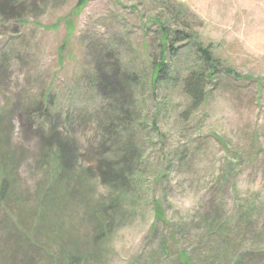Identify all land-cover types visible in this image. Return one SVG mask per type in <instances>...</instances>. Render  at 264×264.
<instances>
[{
	"label": "rangeland",
	"instance_id": "rangeland-1",
	"mask_svg": "<svg viewBox=\"0 0 264 264\" xmlns=\"http://www.w3.org/2000/svg\"><path fill=\"white\" fill-rule=\"evenodd\" d=\"M77 2L0 0V264H264V0ZM103 75L132 146L92 133Z\"/></svg>",
	"mask_w": 264,
	"mask_h": 264
},
{
	"label": "trees",
	"instance_id": "trees-1",
	"mask_svg": "<svg viewBox=\"0 0 264 264\" xmlns=\"http://www.w3.org/2000/svg\"><path fill=\"white\" fill-rule=\"evenodd\" d=\"M88 0H78L77 2V6H76V11L79 12V10L83 9L84 6L86 5ZM6 3V1H5ZM6 4L2 5V9H4L5 11H7L6 9ZM164 39H163V54H164V46L167 44L165 43L166 41L169 40V38L167 37L168 35L163 33ZM172 48V46H171ZM201 53L203 56V59L205 60V64L203 66L202 69L200 70H194L190 73V75L188 76V78L186 79V83H185V90L192 102V104L194 105V107H199L201 106L205 99H206V82L208 80V78H212V75L214 73V71H212L216 68V66L214 65L213 62V58L211 53L207 50V49H201ZM162 59L160 60V62H158L157 66H156V74L157 73H162L163 70L166 71L167 68V59L165 58V55L161 57ZM159 74V75H160ZM104 78V87L106 89H110L112 92H104L102 91L101 88L98 87V85L96 86V88H98L100 90L101 93H105L106 98L110 97L111 95L117 94L118 92H120V86L118 83V79L116 78V76L114 77H110L107 75H103ZM119 86L118 88H113V84L114 82ZM105 98V99H106ZM127 98L130 99V97L128 96ZM111 99V103L109 105V107H104L105 110L104 111H100L95 119L93 120L94 123V127H93V135L96 139L98 138H105L104 142H107L109 139L116 141L117 143L121 144H128V146H132L131 142H130V135H129V128L132 125V121L134 120V116L131 113V109L128 108L129 106V102L126 100V98L120 103V105H115L114 104V100L115 97H110ZM42 115H46L42 114ZM45 125H46V121H45ZM47 129V125L44 126V130L45 132ZM56 132V127L51 131V132H47L50 135H53ZM122 150V149H119ZM13 155V152H10V157ZM121 156H125L126 162H130L131 161V155L132 153H130L129 151L126 153V150H122L120 152ZM63 157L64 155L60 154V153H56L55 156L53 157L54 161H58L61 162L60 164L63 166ZM115 157V156H114ZM106 161V160H105ZM131 164L133 162H130ZM54 164V163H52ZM58 164V163H56ZM59 169H56L55 165L52 167L50 175H49V182L53 185H55L58 181L61 180V177L65 174L64 172H68L64 167L62 168L59 164ZM101 167V165L99 164V168ZM122 171L124 172H129L128 174H132L133 173V168L132 167H127V168H123ZM71 173L67 174L68 176H70ZM5 175V170L3 169V166H0V177ZM66 175V174H65ZM75 176L77 174H74ZM120 176V172L115 174V179H118ZM3 178V177H2ZM127 178V175H125V180ZM136 180H129L127 181L125 184H123V186L126 187H131L134 185ZM8 181L6 182L5 179L3 178V184H0V206L3 205L4 200H6V193H7V185ZM5 206V204H4ZM239 208L236 207L234 210V214L238 215L239 214ZM42 213V211H41ZM41 216V214H39V217ZM43 218V217H41ZM103 219V218H102ZM38 223V222H37ZM103 227V229H106L108 226V223H105L103 221V223H100ZM104 233V231H103ZM102 233V234H103ZM101 234V235H102ZM71 233L70 231L68 232V236H70Z\"/></svg>",
	"mask_w": 264,
	"mask_h": 264
}]
</instances>
